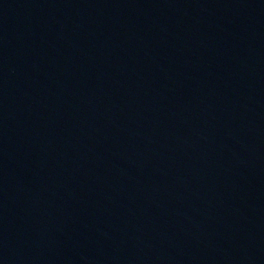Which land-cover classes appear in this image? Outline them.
I'll return each mask as SVG.
<instances>
[{
    "label": "water",
    "instance_id": "water-1",
    "mask_svg": "<svg viewBox=\"0 0 264 264\" xmlns=\"http://www.w3.org/2000/svg\"><path fill=\"white\" fill-rule=\"evenodd\" d=\"M0 264H264V0H0Z\"/></svg>",
    "mask_w": 264,
    "mask_h": 264
}]
</instances>
